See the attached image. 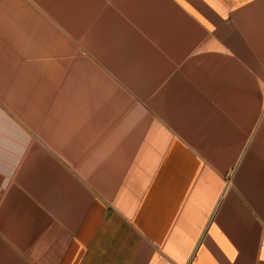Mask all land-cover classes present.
Instances as JSON below:
<instances>
[{
    "label": "crops",
    "instance_id": "1",
    "mask_svg": "<svg viewBox=\"0 0 264 264\" xmlns=\"http://www.w3.org/2000/svg\"><path fill=\"white\" fill-rule=\"evenodd\" d=\"M0 264H264V0H0Z\"/></svg>",
    "mask_w": 264,
    "mask_h": 264
}]
</instances>
